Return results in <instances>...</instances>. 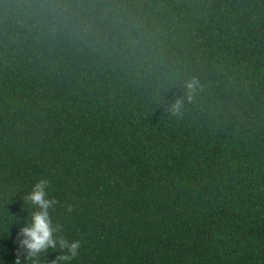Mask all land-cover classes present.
<instances>
[{
    "label": "trees",
    "instance_id": "16d2710c",
    "mask_svg": "<svg viewBox=\"0 0 264 264\" xmlns=\"http://www.w3.org/2000/svg\"><path fill=\"white\" fill-rule=\"evenodd\" d=\"M40 179L68 264H264V0H0V264Z\"/></svg>",
    "mask_w": 264,
    "mask_h": 264
},
{
    "label": "clouds",
    "instance_id": "9594fccd",
    "mask_svg": "<svg viewBox=\"0 0 264 264\" xmlns=\"http://www.w3.org/2000/svg\"><path fill=\"white\" fill-rule=\"evenodd\" d=\"M200 87V82L196 77L185 81L184 99L192 103ZM184 99L176 98L170 104L172 116L178 117L183 114ZM49 186L48 179H40L31 191L22 197L24 204H30L32 207L27 209L29 216L25 226L17 233L18 247L23 250L25 261H30L31 264H42V261H46V264H68L79 255L82 245L80 240L67 239L63 235V225L53 221L51 213L55 211L59 201L55 197H50ZM66 210L71 213L74 210L73 205L68 204ZM49 249L58 250L60 254L51 261L46 258L41 259L42 256H46ZM15 264H21L19 254Z\"/></svg>",
    "mask_w": 264,
    "mask_h": 264
}]
</instances>
